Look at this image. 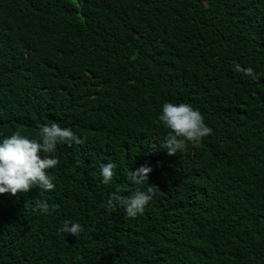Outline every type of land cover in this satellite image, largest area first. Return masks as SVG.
<instances>
[{"label": "trees", "instance_id": "obj_1", "mask_svg": "<svg viewBox=\"0 0 264 264\" xmlns=\"http://www.w3.org/2000/svg\"><path fill=\"white\" fill-rule=\"evenodd\" d=\"M166 101L213 132L168 155ZM52 122L84 142L53 190L0 194V264H264V0H0V136ZM140 165L156 195L129 218L106 203Z\"/></svg>", "mask_w": 264, "mask_h": 264}, {"label": "clouds", "instance_id": "obj_2", "mask_svg": "<svg viewBox=\"0 0 264 264\" xmlns=\"http://www.w3.org/2000/svg\"><path fill=\"white\" fill-rule=\"evenodd\" d=\"M236 71L243 72L254 81L259 80V74L252 68H244L236 64ZM159 122L167 129L162 147L168 155H174L182 150L187 143H200L210 135L213 129L205 123V118L198 108L185 102L166 101L157 114ZM40 139L30 138L17 129L10 135L0 136V194L16 195L25 193L32 187L49 191L55 188L53 177L49 174L59 164V157L54 155L57 144L83 143V138L73 131L71 127L61 126L57 122L38 124ZM43 153V156H41ZM51 154V155H49ZM117 165L113 161L100 162L99 175L102 183L109 184L114 177ZM152 168L140 165L128 171L129 180L137 187L129 195L115 194L107 200L106 206L115 207L119 204L124 214L135 218L144 213L149 202L156 195L157 187L148 182V174ZM34 208L47 214L50 205L47 200L38 199ZM79 221L65 220L58 231L66 234L78 235L83 231Z\"/></svg>", "mask_w": 264, "mask_h": 264}]
</instances>
